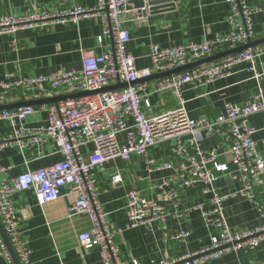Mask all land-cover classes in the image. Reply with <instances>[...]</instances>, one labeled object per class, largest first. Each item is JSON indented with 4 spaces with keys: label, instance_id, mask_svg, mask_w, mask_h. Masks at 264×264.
Segmentation results:
<instances>
[{
    "label": "built area",
    "instance_id": "2783aa9c",
    "mask_svg": "<svg viewBox=\"0 0 264 264\" xmlns=\"http://www.w3.org/2000/svg\"><path fill=\"white\" fill-rule=\"evenodd\" d=\"M132 0H96V6L83 9L75 6L56 13L35 11L26 16L0 17V36L12 35L18 30L56 23L76 24L83 18L99 17L102 36L98 46L100 53L93 50L82 52V67L69 72H53L47 76L25 77L11 80L6 74L0 81V89L9 92L16 100H27L33 96L42 98L59 94L97 92L93 95L60 101L38 110L47 114L46 124L35 128L23 125L27 116L36 108L23 106L12 110L0 111V122L13 127L12 133L0 139V150L16 147L23 154L28 149L37 148L33 160L45 156L46 144L55 147L62 160L36 170L26 168L8 183L0 184V225L19 264H29L30 251L21 240L15 210L11 202L14 194L30 191L37 204L43 205L61 197V190L67 189L66 197L72 201L71 214H85L90 221V228L77 236V242L83 250L97 249L102 264H141L136 259L125 263L119 256L115 241L123 232L120 228L110 226L107 214L97 199L96 179L93 171L112 160L130 161L141 157L146 171L151 174L164 170H173L177 174L186 172V178L176 179L178 187L165 194V199L172 202V212L163 205L143 198L139 191L130 190L126 194L127 224L126 229L137 226L150 227L154 222L161 225L165 238L180 240L189 236L182 231L167 234V219L174 216L180 220L188 210L180 209L178 191H186L193 185H200L202 195L208 198V207L198 206L192 210L213 222L216 235L210 245L185 252L174 258L164 259L150 264H204L229 252L241 249H253L264 240V222L254 228L231 230L227 224L222 196L216 187L218 174L226 175L231 180L241 182L242 196L255 186L263 184L264 157L257 151L258 142L254 136L256 130L248 123V118L255 114L264 115V89L259 86L248 102L241 105L225 104L223 113L208 120L192 119L184 107L181 89L185 85L203 88L216 80L230 76L232 70L243 63L249 64L253 78L260 81L256 70V59L264 55V44L225 57L213 63L191 70L156 79L153 93L172 92L178 99L179 106L160 114H151L152 104L148 99V83L152 74H160L180 68L213 54L235 48L253 37L252 17L264 10L261 5H250L246 0H224L229 6L227 23L229 31L201 43L188 42L181 45L161 48L152 45L148 52L150 69L135 67L134 58L127 54L126 44L130 41V32L122 27L121 16ZM144 1V0H143ZM148 9L140 8L141 11ZM104 40L108 43L105 45ZM142 81L141 83H137ZM125 83L126 87L106 92H98L109 86ZM3 100L2 95L0 101ZM131 122V124H129ZM18 123V125H16ZM199 130L208 133L225 132L231 145L227 155L229 165L216 161L214 153L205 152L196 138ZM124 134L120 143L118 135ZM189 136L183 143L180 138ZM173 140L167 148L168 161L151 155V148L158 143ZM264 146V137L260 141ZM92 144V152L85 157L82 147ZM192 148L193 155L188 153ZM28 163L26 162L25 165ZM8 168L0 167V173ZM170 178L169 181H173ZM164 180L159 188L168 185ZM116 185L121 182V175L111 178ZM264 217V210L258 206ZM0 249L9 264H13L10 255L0 238Z\"/></svg>",
    "mask_w": 264,
    "mask_h": 264
},
{
    "label": "crops",
    "instance_id": "0c3cea01",
    "mask_svg": "<svg viewBox=\"0 0 264 264\" xmlns=\"http://www.w3.org/2000/svg\"><path fill=\"white\" fill-rule=\"evenodd\" d=\"M146 1V0H144ZM250 5H261V0H246ZM141 0H132L126 12L121 16L122 27L130 32V41L126 44V52L134 58L135 67L150 69L148 57L152 45L169 48L188 42L201 43L229 31L227 15L229 6L224 0H154L156 7L150 11L145 3V11H139ZM80 6L90 9L96 6V0H0V17L26 16L35 11L56 13ZM163 6V7H161ZM166 7V8H165ZM141 13V14H140ZM253 40L264 37V10L252 17ZM103 26L99 17L83 18L72 23H56L18 30L12 35L0 36V81L6 74L11 80L25 77L47 76L53 72H69L82 67V52L93 50L100 53L103 47L98 46L97 39L102 36ZM108 43L104 40V44ZM256 70L261 78L258 82L249 71V64L236 66L230 76L216 80L203 88L185 85L181 89V97L188 116L192 119L205 118L213 120L223 113L224 105H241L249 101L250 96L264 89V55L255 62ZM155 74L147 80L148 99L152 104L151 114H160L179 106L177 97L172 92L153 93ZM139 81L137 83H141ZM3 100L0 105L20 101H33L53 98L59 95L32 97L27 100H16L9 92L0 89ZM50 104L43 105L47 107ZM42 105L33 106L36 111L27 116L23 125L35 128L46 124L47 114L38 110ZM248 123L257 131L254 138L258 142L257 151L264 157V146L260 141L264 137V115L259 113L248 118ZM131 124V122H129ZM18 125V123H16ZM13 127L0 122V139L8 137ZM189 136H182L185 143ZM201 148L207 153H214L216 161L230 166L227 151L231 145L229 136L223 131L208 133L199 130L196 134ZM120 143L124 142V134L118 135ZM173 140L161 142L151 148V155L168 161L167 148ZM93 145L82 147L81 152L87 157ZM45 156L33 160L37 148H30L23 154L14 146L0 150V167L8 168L0 173V184L8 183L26 168L36 170L61 161L51 144L45 146ZM190 155L194 154L188 148ZM28 163L25 165V163ZM231 170L233 168L229 167ZM121 175V182L114 185L111 178ZM93 175L96 179L97 199L107 214L110 226L123 230L115 237L119 256L127 263L131 259L141 264L160 262L174 258L185 252H193L210 245L216 235L213 222L205 219L199 211L192 208L208 207V198L202 195L200 185H193L186 191H178L180 209L188 210V214L178 220L174 216L167 219V234L186 231L189 236L180 240L165 238L161 225L154 222L150 227L137 226L126 229L127 211L126 194L137 190L141 196L151 199L166 210L172 212V202L165 199V194L178 187L176 179L186 178L173 170H164L149 174L141 157H133L128 162L119 159L97 166ZM224 181L216 185L218 192L225 196L223 201L224 215L231 230L254 228L264 222L258 206L264 210V175L263 184L255 186L242 196L241 182L233 181L226 175L218 174ZM174 178L173 181H169ZM167 180L168 185L159 186ZM67 189L61 190V197L43 205L37 204L30 191L14 194L11 202L15 210L20 237L24 246L30 251L29 264H102L97 249L83 250L77 242V236L90 228V221L85 214H71L72 204L66 197ZM0 264H9L0 249ZM204 264H264V240L253 249L244 248L239 252H229Z\"/></svg>",
    "mask_w": 264,
    "mask_h": 264
},
{
    "label": "water",
    "instance_id": "95a60500",
    "mask_svg": "<svg viewBox=\"0 0 264 264\" xmlns=\"http://www.w3.org/2000/svg\"><path fill=\"white\" fill-rule=\"evenodd\" d=\"M145 3H147V6L150 7V11H152V9H153L151 7H156V2H154V0H146V1L141 0V2L139 3V8L145 7ZM161 7H163V6H161ZM139 11H141V10H139ZM263 44H264V37L260 38V39H257V40L248 39L244 44L239 45V46H237L235 48L217 52V53L213 54L210 57H207V58H204V59H201V60H197L195 62L188 63V64H186V65H184V66H182L180 68H177V69H174V70H171V71H167V72L160 73V74H155V78L156 79H160V78H164V77H169L171 75H174V74H177V73H181V72H184V71H187V70H191L193 68H196V67H199V66H202V65H206V64H209V63L216 62V61L221 60V59H223L225 57H228V56H231V55H235V54L240 53V52H242L244 50L255 48V47L261 46ZM149 78H147V79H149ZM124 87H126L125 83H118L116 85L104 88V89H102L101 91H98V92H106V91L121 89V88H124ZM95 93H97V92H83V93H75V94H68V95H59V96H55L53 98L43 99V100L20 101V102H15V103H12V104H4V105H0V111L12 110V109H16V108L23 107V106H29V105L30 106H36V105L55 104V103H58L60 101H64V100H68V99H75V98H79V97H83V96H89V95H93ZM223 181H224L223 179H219L218 178L216 180L215 184L219 185V183H221ZM0 238L2 239L6 249L8 251V253L10 255L12 263L13 264H19L15 254H14V252H13V250H12L10 244H9V241H8L7 237H6V235L4 234V232L2 230L1 225H0Z\"/></svg>",
    "mask_w": 264,
    "mask_h": 264
}]
</instances>
